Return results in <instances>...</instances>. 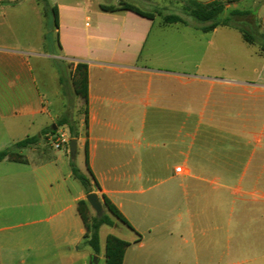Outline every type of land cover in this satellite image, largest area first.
<instances>
[{
    "label": "crops",
    "instance_id": "0c3cea01",
    "mask_svg": "<svg viewBox=\"0 0 264 264\" xmlns=\"http://www.w3.org/2000/svg\"><path fill=\"white\" fill-rule=\"evenodd\" d=\"M103 5L109 4L57 3L60 49L40 54L32 45L7 41L39 40V0H0V153L7 152L0 160V202L17 200L13 212H0V264H39L40 252L84 243L78 203L92 192L101 200L106 196L130 224L117 219L130 243L124 264H264V84L243 88L255 100L245 118L204 112L195 117L192 108L179 107L177 86L185 75L144 56L155 18L108 13ZM93 19L94 25L87 22ZM40 59L58 61L65 90L58 70L39 87ZM79 63L88 65L89 104L85 135L75 117L77 150L83 147L86 163L87 144L100 189L93 182L87 192L72 167L61 176L53 164L49 206L63 208L44 231L38 220L39 139L17 144L42 134L52 138L67 126L56 124L73 108L66 91ZM82 103L76 95L75 112ZM196 120L208 124L195 128ZM176 122L183 125L174 128ZM64 151L71 154L70 145ZM179 167L184 174L176 173ZM4 218L15 223L2 225ZM102 257L101 246L97 261Z\"/></svg>",
    "mask_w": 264,
    "mask_h": 264
},
{
    "label": "rangeland",
    "instance_id": "374dc122",
    "mask_svg": "<svg viewBox=\"0 0 264 264\" xmlns=\"http://www.w3.org/2000/svg\"><path fill=\"white\" fill-rule=\"evenodd\" d=\"M63 0H47L48 14L42 15L43 6L39 7V40H27L24 37L7 40L12 45H32L38 51L45 54L56 53L59 51V39L56 26L54 24V15L51 8L57 6ZM72 1V0H71ZM85 1L91 4L93 8L101 2L109 5H117L120 2L130 3L141 10L155 15L153 29L148 39L144 56L151 55L153 61L164 69L169 67L184 76L178 82L179 107L192 108L197 117L202 112L208 114H228L232 116L241 115L243 118L252 114L254 97L246 92L245 87L252 84H264V51L262 47V38L259 33H264V0H221L225 3V11L220 19L225 20L230 17V12L239 10L248 12V15L232 17V24L241 26L250 32L256 38L254 44L244 41L242 34L234 26L221 25L211 32H202V26L196 19L190 16L186 6L187 0H77ZM203 3L214 0H197ZM169 15H178L183 18L185 24L165 23V17ZM94 25V19L87 21ZM54 66V67H53ZM58 61L39 60V68L36 71L38 85L42 89L45 80L51 81L53 70H58ZM65 68L68 69V67ZM51 84V82L49 83ZM72 79L67 89V97L73 108L70 112V118L76 125L78 113V124L80 121L83 126L80 129L85 135V103L78 104V112H75L76 95L72 89ZM71 106V107H72ZM74 111V112H73ZM260 114L264 115V107L260 108ZM228 123H234L229 121ZM152 122L148 121V128ZM182 122H176L173 127L179 128ZM208 122H194L195 128L203 129ZM60 131L70 133L69 126L62 127ZM202 137H198L200 141ZM197 148V147H195ZM179 150L188 151V148L179 145ZM27 154V152H24ZM38 164H39V227L46 231L57 221L56 213L62 210V206L50 207L52 200V184L49 180L53 164L57 163L61 169V176L67 175L68 170L74 162L85 175L89 172L85 163V151L81 145L76 150L75 157L67 155L62 149L54 147V139L42 134L38 142ZM191 166V164H189ZM80 186L79 181H75ZM15 198L7 202H0V212L5 208L12 212L17 207ZM96 213L92 210L91 215ZM108 215L116 223L113 227L103 226L100 231L102 250L105 248L106 237L109 234L124 238L128 231L122 223L118 222L116 217L105 208L104 215ZM101 216V217H102ZM13 219L4 221L2 225H12ZM91 250L86 244L70 246L63 250L58 248L48 252H40L39 264H104V257L100 261H95V256H90ZM72 256L74 258L82 257L83 261L67 263L61 261L60 257ZM98 258V256H97ZM60 260V261H59Z\"/></svg>",
    "mask_w": 264,
    "mask_h": 264
},
{
    "label": "trees",
    "instance_id": "16d2710c",
    "mask_svg": "<svg viewBox=\"0 0 264 264\" xmlns=\"http://www.w3.org/2000/svg\"><path fill=\"white\" fill-rule=\"evenodd\" d=\"M188 5L186 9L188 10L190 16L196 19L199 23L202 24L200 30L202 32H211L214 31L221 25L225 26H234L237 30L242 34L245 42L249 44H254L256 42V38L250 32L245 30L241 26H236L232 24V17L234 16H243L248 15V12H242L239 10H233L230 12V17L222 20L220 19L221 15L225 11V3L221 0H214L210 3H201L197 0H187ZM39 3L43 6L44 15L48 14V2L47 0H39ZM101 9L108 13H117L121 11H132L140 16L154 19L155 15L153 13L145 12L140 8L130 4V3H121L119 6L113 5H103ZM51 11L54 15V24L56 29L59 28V12L58 7L54 6L51 8ZM165 23L173 24V23H183L186 22L182 17L178 15H169L165 17ZM262 38V47L264 51V33H259ZM60 47V43H59ZM59 72L61 75V82L64 84V90L66 84V78L64 71L60 64H58ZM72 85L74 88L75 95L81 97L85 103V125H88V104H89V70L88 65L79 63L77 64L75 70L71 72ZM57 127H61L64 125L69 126L70 137L71 139L79 138V133L77 131V125L73 124L69 115L65 114L62 118L57 122ZM53 131V130H52ZM39 137L28 138L17 144L18 147H25L27 144L31 142H37ZM7 155V152L0 153V160H2ZM86 164L90 176L83 174L75 163H72V172L76 179H78L87 192L93 191V182L96 184L97 188L100 189L97 180L92 173L89 167V154H88V146L86 144ZM103 201L105 207L110 211V213L116 217L122 223L128 225L130 224L122 215L120 210L106 197L103 196ZM78 211L84 222L86 233L84 236V244H86L93 252L94 256H98L101 254V237L100 230L103 226L113 227L115 225L114 220H112L108 215H104L102 217H98L96 214L91 215L92 209L87 202V200H82L78 203ZM130 243L123 240L122 238L109 234L106 238L105 244V264H124V259L126 255V251Z\"/></svg>",
    "mask_w": 264,
    "mask_h": 264
},
{
    "label": "water",
    "instance_id": "95a60500",
    "mask_svg": "<svg viewBox=\"0 0 264 264\" xmlns=\"http://www.w3.org/2000/svg\"><path fill=\"white\" fill-rule=\"evenodd\" d=\"M56 129V127H55ZM77 150V139H72L70 141V153L72 157H75ZM97 188V187H96ZM87 202L89 203L91 209L96 213V215L100 218L105 211L104 201L100 199L99 195L96 192H92L86 197ZM95 261L98 259L95 256Z\"/></svg>",
    "mask_w": 264,
    "mask_h": 264
},
{
    "label": "built area",
    "instance_id": "2783aa9c",
    "mask_svg": "<svg viewBox=\"0 0 264 264\" xmlns=\"http://www.w3.org/2000/svg\"><path fill=\"white\" fill-rule=\"evenodd\" d=\"M52 139H54V147L56 149H62L64 146L70 145V137L65 131H57L53 136ZM176 173L178 174H184V170L179 167L176 169Z\"/></svg>",
    "mask_w": 264,
    "mask_h": 264
}]
</instances>
